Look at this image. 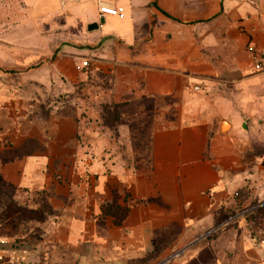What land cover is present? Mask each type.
<instances>
[{"label": "crops", "instance_id": "obj_1", "mask_svg": "<svg viewBox=\"0 0 264 264\" xmlns=\"http://www.w3.org/2000/svg\"><path fill=\"white\" fill-rule=\"evenodd\" d=\"M0 179L21 264H264V0H0Z\"/></svg>", "mask_w": 264, "mask_h": 264}, {"label": "built area", "instance_id": "obj_2", "mask_svg": "<svg viewBox=\"0 0 264 264\" xmlns=\"http://www.w3.org/2000/svg\"><path fill=\"white\" fill-rule=\"evenodd\" d=\"M71 0H61V4L64 5L66 2ZM99 12L101 14H107L112 16H122L123 15V8L118 6H112L111 4L105 2H98ZM81 69H86L88 67V61L83 60L79 66ZM194 89H197L195 87ZM256 244L259 249L264 251V240L255 238ZM22 259L19 255L11 254L9 256H5L4 254H0V263L4 264H21Z\"/></svg>", "mask_w": 264, "mask_h": 264}, {"label": "trees", "instance_id": "obj_3", "mask_svg": "<svg viewBox=\"0 0 264 264\" xmlns=\"http://www.w3.org/2000/svg\"><path fill=\"white\" fill-rule=\"evenodd\" d=\"M8 194H10V193H8V191H7V189H6V187H5V185H4V183L1 181V179H0V205L2 206V207H4L5 209H4V214H5V216H6V214H7V216L10 214V215H12L13 213H12V208H14L15 206H11V204H9L4 198H6L7 197V195ZM2 195H4L5 197H1ZM8 209V210H7ZM19 211H21V210H19ZM106 211L107 212H109V213H113L114 215H115V221L116 222H120L121 220H122V217L124 216V214L122 213V212H117L116 211V208H113L112 206H110V207H108L107 209H106ZM12 213V214H11ZM20 215H22V217H26V218H32V217H36V216H34V215H36V212H33V211H27V210H22V212H21V214ZM37 218V217H36Z\"/></svg>", "mask_w": 264, "mask_h": 264}, {"label": "rangeland", "instance_id": "obj_4", "mask_svg": "<svg viewBox=\"0 0 264 264\" xmlns=\"http://www.w3.org/2000/svg\"><path fill=\"white\" fill-rule=\"evenodd\" d=\"M28 6H26L27 9ZM61 40L65 43H67L69 40L66 38L65 33L60 34ZM70 43V42H69Z\"/></svg>", "mask_w": 264, "mask_h": 264}, {"label": "water", "instance_id": "obj_5", "mask_svg": "<svg viewBox=\"0 0 264 264\" xmlns=\"http://www.w3.org/2000/svg\"><path fill=\"white\" fill-rule=\"evenodd\" d=\"M102 20H100V22H101ZM97 27V24L96 23H93V24H90L89 26H88V29H92V28H96Z\"/></svg>", "mask_w": 264, "mask_h": 264}]
</instances>
